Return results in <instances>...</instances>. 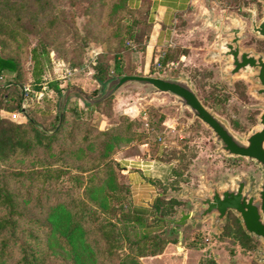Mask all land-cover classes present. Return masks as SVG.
Listing matches in <instances>:
<instances>
[{"label": "trees", "instance_id": "1", "mask_svg": "<svg viewBox=\"0 0 264 264\" xmlns=\"http://www.w3.org/2000/svg\"><path fill=\"white\" fill-rule=\"evenodd\" d=\"M62 1L0 0V264H142L140 257L162 253L175 232L151 230L148 215L162 226L178 201L157 197L152 210L133 205L127 212L119 202L115 170L120 167L111 156L132 139L134 121L123 117L120 123L99 129L83 118L81 110L65 104L51 128H44L23 107L21 56L30 55L36 90L41 88L51 49L80 58L91 40L114 54V72L121 75L123 44L138 41L141 25H152L153 5L150 0ZM77 14L86 16L85 33L76 25ZM66 54L67 62L77 59ZM170 60L165 57L161 62ZM93 70L105 89L113 76L103 53ZM51 87L61 92L56 82ZM65 177L66 186L60 183ZM120 222L123 228L116 225ZM236 222L240 234L250 240ZM129 225L135 228L132 240L124 237ZM125 242L128 249L121 251Z\"/></svg>", "mask_w": 264, "mask_h": 264}, {"label": "rangeland", "instance_id": "2", "mask_svg": "<svg viewBox=\"0 0 264 264\" xmlns=\"http://www.w3.org/2000/svg\"><path fill=\"white\" fill-rule=\"evenodd\" d=\"M262 3V0H200L190 9L189 16L176 15V20L171 25L173 34L168 46L163 45L158 51L157 60L151 62L145 73L161 76L169 74L188 79L203 104L226 122L240 139H244L251 128L257 125V117L261 112L258 105L264 102V97L252 93L255 83L251 77L255 72L229 76L226 70L230 59L212 57L210 53L218 50L223 41L232 37L227 29L237 24L241 26L239 46L242 49H252L255 52L264 50V44H259L264 43V39L251 31V18L254 16L258 22L264 16ZM64 5L66 3L61 6ZM141 14H137V17ZM85 19L86 16L79 14L75 17L81 33L86 31L83 26ZM151 26L138 27V41L125 40L124 50L119 57L122 73L144 74L143 57ZM96 29L93 28L94 31ZM66 39L71 41L69 36ZM65 53L69 58H77L70 51H49V60L41 82L43 92L40 94L32 86L30 55L25 52L21 56L23 85L31 89L27 92L23 105L44 128H51L55 121L65 89L80 88L91 97H97L104 91V85L93 77V64L102 53L109 66L110 76L117 74L114 72V54L105 52L103 46L95 40L89 41L83 55L75 59V62H67L63 58ZM182 55L184 57L181 59ZM165 57H169L172 63L164 65L161 59ZM157 63L161 66L158 67ZM53 82L58 84L60 93L51 87ZM66 106L81 110L83 118L99 129L118 124L123 117L134 121L130 135L132 139L123 143L111 156L120 167L115 170L121 187L117 190L119 202L127 212L133 205H144L152 210L157 197L165 201H178L173 206V212L166 216L168 221L162 226L156 225L151 214L148 215L151 230L172 228V221L178 218L181 210L194 211L199 204L191 195L210 193L209 184L223 189L243 175L253 183V192H256L263 176L253 160L226 154L220 148L213 131L194 117L189 108L176 102L174 95L153 92L149 85L127 83L101 105L88 104L73 92L69 95ZM67 114L73 116L71 110ZM129 160H151L152 168L140 171L132 165L126 167ZM131 171L141 172L152 189L148 198L142 199V202L135 201L132 179L129 178ZM60 183L64 186L69 184L66 177ZM169 206L168 204L167 207ZM111 219L117 223L115 218ZM236 219V213L229 211L225 219L218 223H214L213 216L202 220H188L169 236L171 242L160 256H142L140 262L264 264L258 259L262 240L243 230L250 237V240H246L239 232ZM238 221L240 223L239 219ZM116 225L123 228L122 222ZM124 237L135 239V228L129 225ZM127 245L125 242L121 251H127Z\"/></svg>", "mask_w": 264, "mask_h": 264}, {"label": "water", "instance_id": "3", "mask_svg": "<svg viewBox=\"0 0 264 264\" xmlns=\"http://www.w3.org/2000/svg\"><path fill=\"white\" fill-rule=\"evenodd\" d=\"M264 12V0H262ZM241 26L229 27L227 32L232 34L229 40L223 41L219 49L212 51V57H225L230 59L226 74L239 75L248 71L255 72L251 80L255 83L252 93L258 97H264V54L252 49H242L239 46L241 39ZM251 31L264 39V16L256 22L251 18ZM149 85L153 92H165L176 97L182 107H187L193 116L206 124L219 142L220 148L228 155L241 156L253 160L263 172V176L256 192H253V183L243 175L233 180V184L220 189L216 185H210V193L203 195H191L199 206L194 211H180L176 220L172 221V229L176 230L185 225L188 220H202L213 216L214 223L223 221L229 211L236 213L243 230L262 240L258 259L264 262V102L258 106L261 112L258 115V123L252 127L244 139H240L213 111L208 109L194 90L189 80L183 76L172 77L169 74L146 75L136 73H123L113 75L107 82L103 93L97 97H90L85 92L76 88H67L63 92L61 111L68 97L75 92L88 104L102 102L113 95L119 88L127 83Z\"/></svg>", "mask_w": 264, "mask_h": 264}, {"label": "crops", "instance_id": "4", "mask_svg": "<svg viewBox=\"0 0 264 264\" xmlns=\"http://www.w3.org/2000/svg\"><path fill=\"white\" fill-rule=\"evenodd\" d=\"M152 7V26L145 46L143 57V73L147 72L152 61L157 60L158 51L164 44H169L171 40V25L176 20V15L181 14L189 16L190 9L200 0H150ZM202 1V0H201ZM184 55L180 58L182 59ZM172 63L170 60L167 64ZM141 172L131 171L129 178L132 179V192L135 201L142 202L152 191L147 178L141 176ZM156 256H160L159 254Z\"/></svg>", "mask_w": 264, "mask_h": 264}, {"label": "built area", "instance_id": "5", "mask_svg": "<svg viewBox=\"0 0 264 264\" xmlns=\"http://www.w3.org/2000/svg\"><path fill=\"white\" fill-rule=\"evenodd\" d=\"M157 66L160 67L161 64L160 63H157ZM2 75L0 76V79H2ZM43 87H41L40 89H38L36 92H38L39 94L42 93L43 91L41 90ZM31 89L26 86L24 88V96H26L27 92L30 91ZM24 107V105H23ZM11 116L13 118H15L17 116L16 113H12ZM130 165L132 166H135L136 169L140 170V171H144V170H150L152 168V161L151 160H140V161H132V160H129L127 161V166L126 167H129Z\"/></svg>", "mask_w": 264, "mask_h": 264}, {"label": "flooded vegetation", "instance_id": "6", "mask_svg": "<svg viewBox=\"0 0 264 264\" xmlns=\"http://www.w3.org/2000/svg\"><path fill=\"white\" fill-rule=\"evenodd\" d=\"M261 5H262V4H261ZM259 44H264V43H263V42H260ZM259 44H258V45H259ZM257 52H261V53H263V54H264V50H262V49H261V50H260V49H259V50H257Z\"/></svg>", "mask_w": 264, "mask_h": 264}]
</instances>
